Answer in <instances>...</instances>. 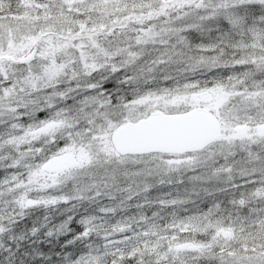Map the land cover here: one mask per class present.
<instances>
[{
    "label": "snow or ice",
    "instance_id": "6c2138e0",
    "mask_svg": "<svg viewBox=\"0 0 264 264\" xmlns=\"http://www.w3.org/2000/svg\"><path fill=\"white\" fill-rule=\"evenodd\" d=\"M0 264H264V0H0Z\"/></svg>",
    "mask_w": 264,
    "mask_h": 264
}]
</instances>
